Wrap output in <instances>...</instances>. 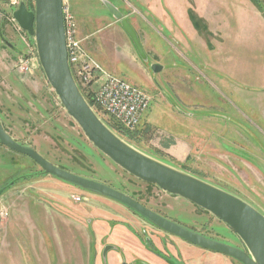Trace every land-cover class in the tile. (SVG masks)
<instances>
[{
    "label": "rangeland",
    "instance_id": "obj_1",
    "mask_svg": "<svg viewBox=\"0 0 264 264\" xmlns=\"http://www.w3.org/2000/svg\"><path fill=\"white\" fill-rule=\"evenodd\" d=\"M105 1L133 26L145 59ZM176 1H182L198 33L179 26L165 0H153L159 9L137 0H71L85 52L105 72L151 98L136 130L111 129L141 152L264 214V13L254 0ZM25 2L33 8V0ZM14 7L0 0V34L10 44L0 41L4 130L66 171L122 190L185 228L245 249L210 212L130 175L84 137L48 84L34 41L13 21ZM153 63L162 69L152 72ZM97 114L115 127L100 110ZM182 141L188 144L184 159L167 151ZM9 153L0 172V189L11 184L0 196V264H241L157 229L114 200L44 174L24 154ZM108 245L112 248L103 255Z\"/></svg>",
    "mask_w": 264,
    "mask_h": 264
},
{
    "label": "water",
    "instance_id": "obj_2",
    "mask_svg": "<svg viewBox=\"0 0 264 264\" xmlns=\"http://www.w3.org/2000/svg\"><path fill=\"white\" fill-rule=\"evenodd\" d=\"M118 20L142 59L146 58L133 26L114 4L104 2ZM62 0H33V8L19 0L12 11L13 21L34 41L39 64L60 104L82 130L91 144L130 175L161 190L188 200L210 212L227 225L242 241L245 249L232 247L185 228L155 213L130 195L105 183L66 171L43 158L31 146L14 140L0 121V144L16 153L30 157L44 174L92 194L107 197L127 207L152 226L200 248L231 257L241 264H264V214L249 202L186 171L166 164L130 145L96 115L79 90L68 62ZM1 40L8 46L10 44ZM151 64L152 72L161 70ZM122 133V130L120 131ZM11 185V184H10ZM0 189V196L7 190ZM108 245L103 255L111 249Z\"/></svg>",
    "mask_w": 264,
    "mask_h": 264
},
{
    "label": "built area",
    "instance_id": "obj_3",
    "mask_svg": "<svg viewBox=\"0 0 264 264\" xmlns=\"http://www.w3.org/2000/svg\"><path fill=\"white\" fill-rule=\"evenodd\" d=\"M9 1L13 6H16L19 0ZM61 6L67 58L70 71L83 95L82 97L85 98L97 116V110H100L112 119L120 129L136 130L148 107H150V96L138 86L105 72L85 52L78 38L77 23L72 12L71 0H62Z\"/></svg>",
    "mask_w": 264,
    "mask_h": 264
},
{
    "label": "crops",
    "instance_id": "obj_4",
    "mask_svg": "<svg viewBox=\"0 0 264 264\" xmlns=\"http://www.w3.org/2000/svg\"><path fill=\"white\" fill-rule=\"evenodd\" d=\"M137 1L143 7H146V8L148 7L150 9L153 7V9L154 8L155 9H159L157 4L154 5L153 0H137ZM165 1L166 2H164V4L168 7L169 11L174 16H176V18H178L179 26H181L182 28H185L186 32L192 31L193 33H198V32H194V30H192L194 26H193V24H192V22L190 20V17L188 16V14H186L187 12L185 11L184 7H182L183 6L182 5V1L181 2L180 1L177 2L176 0H165ZM179 5H181L180 6L181 10H179L178 7H177ZM201 16H199V18ZM165 21H166L168 27L171 29V24L170 23L168 24V20H165ZM1 35L2 34H0V41L3 42L1 40ZM173 38L175 39V37H173ZM176 40L177 39H175L174 41H176ZM174 147H176V149H174ZM178 148H180V149H178ZM187 148H188V144L182 141V142H179V143H176V144L174 143V144L168 145V150L167 151L172 153L173 155H175L174 152H176V155L177 154L178 155L181 154L182 156H178L177 155V157L180 158V159H184L186 157V156L184 157V155H185V152L187 151ZM9 152H10V150L8 148H6L5 146L0 144V172H4L5 169H6V168H3L4 167V163H5L4 159L6 157H8L9 161L11 160L10 159L11 158V154ZM2 175H3V173H2Z\"/></svg>",
    "mask_w": 264,
    "mask_h": 264
},
{
    "label": "trees",
    "instance_id": "obj_5",
    "mask_svg": "<svg viewBox=\"0 0 264 264\" xmlns=\"http://www.w3.org/2000/svg\"><path fill=\"white\" fill-rule=\"evenodd\" d=\"M254 2L258 6V8L261 10V12L264 13V11H263L264 10V6L261 4V2L259 0H254ZM110 128H115L117 130H120V127L117 124L115 125V127L114 126L113 127L110 126Z\"/></svg>",
    "mask_w": 264,
    "mask_h": 264
},
{
    "label": "flooded vegetation",
    "instance_id": "obj_6",
    "mask_svg": "<svg viewBox=\"0 0 264 264\" xmlns=\"http://www.w3.org/2000/svg\"><path fill=\"white\" fill-rule=\"evenodd\" d=\"M103 183V182H102ZM110 186V185H109ZM120 191H122V190H120ZM123 192V191H122ZM131 196V195H130ZM132 197V196H131ZM133 198V197H132ZM133 199H135V198H133ZM136 201H138L137 199H135ZM138 202H140V201H138ZM141 203V202H140ZM142 204V203H141ZM193 204V203H192ZM144 205V204H143ZM195 205V204H194ZM145 206V205H144ZM147 207V206H146ZM148 208V207H147ZM150 209V208H149ZM152 210V209H151ZM153 211V210H152ZM155 212V211H154ZM156 213V212H155ZM159 214V213H158ZM161 215V214H160ZM163 216V215H162ZM165 217V216H164ZM170 220V219H169ZM172 221V220H171ZM157 228V227H156ZM158 229V228H157ZM193 228H190V230H192ZM160 230V229H159ZM162 231V230H161ZM193 231H195L194 229H193ZM164 232V231H163ZM195 232H197V231H195ZM198 233V232H197ZM201 234V233H200ZM173 236V235H172ZM175 237V236H174ZM178 238V237H177ZM180 239V238H179ZM146 240V243L147 244H149L148 242H149V240H147V239H145ZM185 242V241H184ZM186 243H188V242H186ZM109 250H111V249H109Z\"/></svg>",
    "mask_w": 264,
    "mask_h": 264
}]
</instances>
